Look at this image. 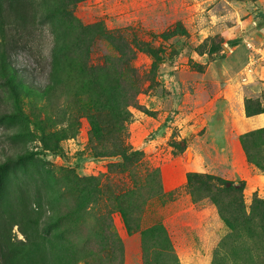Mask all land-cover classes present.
Returning <instances> with one entry per match:
<instances>
[{"label": "rangeland", "instance_id": "374dc122", "mask_svg": "<svg viewBox=\"0 0 264 264\" xmlns=\"http://www.w3.org/2000/svg\"><path fill=\"white\" fill-rule=\"evenodd\" d=\"M26 1L35 13L27 28H17L12 58L18 69L33 73L42 90L22 99L21 112L0 91V165L8 163L1 174L0 239L24 250L28 241L21 227L37 212L39 242L48 263L85 264L80 250L73 254L79 241L91 237L82 222L90 225L101 206H106L101 208L105 215L112 208L100 198L84 218L73 215L87 178L90 187L98 183L112 196L141 187V198L128 206L135 217L130 220L136 225L138 217L140 230L163 228L178 264H264V232L255 225L257 218L244 224L245 229L231 228L230 212L238 209L231 206L233 196L212 185L189 188L186 183L191 172L244 182L241 176L264 175L249 162L240 135L233 132L225 100L226 88L247 63L249 44L256 50V80L242 86L243 94L264 108V19L258 14L264 12V0ZM150 51L161 60L157 71ZM44 60H54L53 74ZM106 61L115 62L118 70L103 79ZM126 62L141 78L139 92L127 107L129 119L122 123L124 145L140 153L130 170L118 166L120 158L95 156L100 150L89 141L91 116L102 126L114 124L107 103L112 90L125 93ZM48 85L52 90L45 94ZM231 104L241 108L239 88ZM249 149L264 157V145ZM20 154L32 158L19 162ZM156 169L161 189L155 188ZM254 197L264 198V183L245 184L239 200L246 215L252 214ZM210 199L219 202L220 213ZM21 208L27 215L20 214ZM15 214L21 216L20 225L2 234L3 223ZM109 215L120 240L112 264H142L139 233L127 234L118 211L112 209ZM69 241L72 253L63 257ZM90 244H96L93 238ZM86 259L97 262L90 249Z\"/></svg>", "mask_w": 264, "mask_h": 264}, {"label": "trees", "instance_id": "16d2710c", "mask_svg": "<svg viewBox=\"0 0 264 264\" xmlns=\"http://www.w3.org/2000/svg\"><path fill=\"white\" fill-rule=\"evenodd\" d=\"M33 13H35V10H33L32 4L26 0H0V91L7 94L8 99L14 105L16 112H21V101L23 98H27L32 91L42 90V86H40L39 82L35 80L33 73L26 71L25 69H18L12 58L19 41V39H14L16 38L15 32L18 27L25 28L26 26L27 28V25L33 20ZM258 14L264 19V12H259ZM235 45L236 43L232 44V46ZM150 52L154 58L153 69L157 71L161 60L154 51ZM129 53L130 50L127 48L128 57ZM34 56L37 58L42 57L40 52L35 51ZM43 63L45 66L49 65L50 74H53L57 70L54 60H51L50 62L44 60ZM106 63L107 64L101 73L103 79H107L113 71L118 70L115 62L106 61ZM125 65L124 73L127 77L125 93L118 95L115 90H112L107 103V116L114 124L102 126L94 116H91L89 120V141L95 150H100V155L94 153L95 156H115L120 158L118 166L122 170H130L132 166L139 161L140 153L139 151L124 145L121 135V132L123 131L122 123L129 119L127 107L133 104L134 96L139 92L141 78L137 74V71L130 66L129 62H126ZM88 74L90 77L95 76L93 72H88ZM51 90L52 86L48 85L43 92L48 94ZM243 103L246 116H252L264 112V108L261 107L260 103H252L248 98H244ZM2 115L5 117H15L13 113L5 111H2ZM120 128L122 129L120 130ZM239 140L247 154L246 156L249 162L254 164L255 167L264 173V157L257 158L249 149L250 147L259 148L264 145V127L241 134ZM259 152L261 153V151ZM54 154L57 155L58 153ZM31 158L32 154H20L17 157L19 162H25V160ZM7 165L8 163L0 165V184L2 183L1 174L4 172ZM154 172V175H156V178L158 179L157 186H159L155 188L161 189L159 171L156 169ZM130 173L131 178H133L132 172ZM83 181L87 184L79 190V202L77 203L76 211L73 213L74 216L84 218V216L87 215V211H94V207L98 205L97 203L100 198L108 201V205L112 208H108L105 215L101 211V208L104 209L106 206H101L96 211L97 217H94L95 214L90 212V215L95 219L90 225L87 223L86 219L83 220L82 224L91 237L84 239L83 243L79 241L78 247L73 249V254L80 250L81 254H83L85 264L103 263L102 256L105 257L104 264H112L116 260L113 251L115 248H119L120 240L112 228L110 220L109 213L113 209L120 213L128 235H131L134 232L139 233L142 264H178L177 257L173 253L170 241L163 228L152 226L145 230H140L138 217H136V225H133L134 221L130 220L131 218L135 220V217L130 216L128 206L130 202L133 206L136 200L141 198V193H137L141 187L136 186L135 189H129L119 193V195L112 196L111 192L102 189L100 190L98 188V183L94 184L93 187H90V183L92 182L91 179L84 178ZM186 183L189 188L194 187V185H203L205 187L212 185L225 193L231 194L233 196L231 206H236L238 209H232L230 214L233 217L230 222L227 221V225L231 228L236 227L245 229L246 226L244 224L249 225L252 219L257 218L254 223L259 228V232H264V198L258 199L254 197L250 206L252 214L246 215L239 200V196H241V193L245 188L244 181H227L212 175L191 172L186 176ZM95 196H100L97 199V202ZM2 198L3 197L1 196V199ZM210 201L216 206L217 211L220 213V208L218 207L219 202L216 199H210ZM36 204L37 210H39L41 205L39 203ZM9 206L10 204L7 202L6 208L4 209L5 213ZM25 210L26 208H21L20 214L27 215ZM20 214H15L14 216L10 215L8 221L3 223L2 234H6L7 229L11 225H20L22 221ZM17 219L20 221L14 223ZM225 219L226 217H224V220ZM39 227L40 219L37 212H34L33 219H30L27 225L21 227V231L24 234L26 241H28V246L24 250H17L11 247L7 240L0 239V264H49L48 260H46L44 248H41L39 242V240H43L40 237ZM50 227L51 225H48L47 233L49 234ZM27 228H29L31 232L27 231ZM56 228L57 227H55V230ZM58 232L61 237L62 232ZM92 238L95 240L96 244H90V239ZM68 243V245H64L65 248L62 251L63 257H66V254L72 253V242L69 241ZM95 248H97L102 256L96 252ZM87 249L92 250L97 256V262L86 259Z\"/></svg>", "mask_w": 264, "mask_h": 264}, {"label": "crops", "instance_id": "0c3cea01", "mask_svg": "<svg viewBox=\"0 0 264 264\" xmlns=\"http://www.w3.org/2000/svg\"><path fill=\"white\" fill-rule=\"evenodd\" d=\"M236 46V45H235ZM235 46H233V49L235 48ZM232 52V50H230ZM249 53V52H248ZM247 61H248V55H247ZM247 64V63H245ZM245 64L243 67H245ZM239 71L238 75H237V81H235V83L231 86L228 87V89L226 88V92H225V100L227 102V105L229 107V111L233 116L232 122H231V127L233 132L236 135H241L243 133H246L248 131H252L255 129H259L264 127V112L260 113V114H256V115H252V116H246L245 115V111H244V94H243V89L242 86L247 85L250 83V81H254L256 80V75L255 73H251L247 76L248 78V82L246 84H242L240 82V73L242 72ZM236 88H239L240 91V102H241V108L237 109L236 107H234L231 104V97L233 96V93L235 92ZM201 165V164H200ZM202 169H200V167L198 168L197 171H201ZM245 179V184L246 186L250 185V186H258L261 185L262 183H264V175L259 174V173H252L249 174V176L246 177H242L241 179ZM244 181V180H243Z\"/></svg>", "mask_w": 264, "mask_h": 264}, {"label": "built area", "instance_id": "2783aa9c", "mask_svg": "<svg viewBox=\"0 0 264 264\" xmlns=\"http://www.w3.org/2000/svg\"><path fill=\"white\" fill-rule=\"evenodd\" d=\"M248 49H249V53H248V61L247 64L245 65V67L243 68L242 72L240 73V82L242 84H246L248 82V78L247 76L249 74H251L253 72V65L255 64L256 60L255 59V54H256V50L250 46L248 44Z\"/></svg>", "mask_w": 264, "mask_h": 264}]
</instances>
